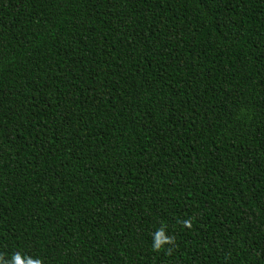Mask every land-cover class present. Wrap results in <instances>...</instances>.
Instances as JSON below:
<instances>
[{"label":"trees","instance_id":"obj_1","mask_svg":"<svg viewBox=\"0 0 264 264\" xmlns=\"http://www.w3.org/2000/svg\"><path fill=\"white\" fill-rule=\"evenodd\" d=\"M15 253L264 264V0H0V264Z\"/></svg>","mask_w":264,"mask_h":264},{"label":"clouds","instance_id":"obj_2","mask_svg":"<svg viewBox=\"0 0 264 264\" xmlns=\"http://www.w3.org/2000/svg\"><path fill=\"white\" fill-rule=\"evenodd\" d=\"M181 225L185 228L191 229L192 228V219H184L180 221ZM166 229L165 227L159 228L155 233H153V250L159 252L164 250L166 245H173L175 246V238L169 237L165 234ZM3 259V256L0 255V260ZM9 264H43V261L40 259H33L30 256H23L20 253H15L12 256L11 261Z\"/></svg>","mask_w":264,"mask_h":264}]
</instances>
